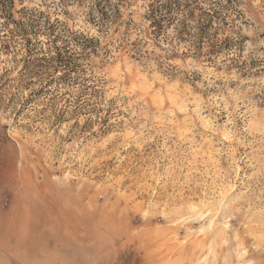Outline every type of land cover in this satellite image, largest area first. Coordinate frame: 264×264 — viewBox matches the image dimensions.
<instances>
[{"label": "rangeland", "instance_id": "1", "mask_svg": "<svg viewBox=\"0 0 264 264\" xmlns=\"http://www.w3.org/2000/svg\"><path fill=\"white\" fill-rule=\"evenodd\" d=\"M92 1L14 0L13 19L95 37ZM241 2L215 54L112 46L86 91L39 89L0 26V264H264V0Z\"/></svg>", "mask_w": 264, "mask_h": 264}, {"label": "trees", "instance_id": "2", "mask_svg": "<svg viewBox=\"0 0 264 264\" xmlns=\"http://www.w3.org/2000/svg\"><path fill=\"white\" fill-rule=\"evenodd\" d=\"M13 2L0 0V26L8 28L13 24L8 31L16 43L27 49L31 74L42 90L91 89L85 87L88 67L93 70L97 58L102 64L113 58L112 46L118 56L131 54L140 62L151 55L144 47L160 49L162 44L166 60L176 56V47L181 44L188 50L193 48L197 56L204 47L210 49L207 54H215V47L232 40L227 33L234 34L239 29L238 21L243 15L241 0H146L137 19L135 11H126L132 6L130 0H93L87 13L96 27L97 36L92 37L70 32L58 24L49 26L40 20L42 14L13 19ZM39 35L46 41L33 42L32 37Z\"/></svg>", "mask_w": 264, "mask_h": 264}, {"label": "bare ground", "instance_id": "3", "mask_svg": "<svg viewBox=\"0 0 264 264\" xmlns=\"http://www.w3.org/2000/svg\"><path fill=\"white\" fill-rule=\"evenodd\" d=\"M4 163V162H3ZM3 168V167H2ZM7 171V170H6ZM25 214H27V215H29V216H31V217H35L36 215H38V211H37V209H35V208H33V207H28L27 209H26V211L24 212ZM99 237V236H98ZM95 238V239H93V244L95 243H97V244H99L100 243V241L98 240L99 238Z\"/></svg>", "mask_w": 264, "mask_h": 264}]
</instances>
